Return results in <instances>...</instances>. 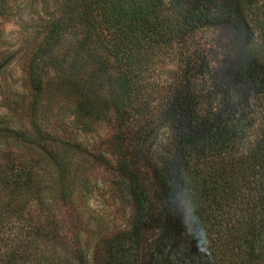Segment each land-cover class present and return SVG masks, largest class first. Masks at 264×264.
I'll return each instance as SVG.
<instances>
[{"label": "trees", "instance_id": "16d2710c", "mask_svg": "<svg viewBox=\"0 0 264 264\" xmlns=\"http://www.w3.org/2000/svg\"><path fill=\"white\" fill-rule=\"evenodd\" d=\"M11 1L0 0V16ZM57 6L27 63L29 129L0 127V142L27 154L0 164V264H57L59 246L87 264L72 228L75 207L48 218L30 162L54 167L63 197L69 153L109 171L133 206L127 227L105 236L100 264H134L121 256L146 240L144 264H264V0ZM203 27L227 36L218 64L193 49ZM45 67L75 122L105 119L94 148L38 121ZM198 226L207 233L204 250L193 236Z\"/></svg>", "mask_w": 264, "mask_h": 264}, {"label": "rangeland", "instance_id": "374dc122", "mask_svg": "<svg viewBox=\"0 0 264 264\" xmlns=\"http://www.w3.org/2000/svg\"><path fill=\"white\" fill-rule=\"evenodd\" d=\"M62 1L12 0L7 13L0 16V127H12L20 131L29 129L32 91L27 77L28 59L43 34L42 25L51 13H56L57 5ZM226 37L220 29L200 28L192 38L193 49H205L207 55L213 57L212 63L218 64L222 59ZM167 68L166 65L163 69ZM43 72L44 87L39 98L38 121L52 123L56 128L58 126V131L65 128L82 146H97L107 132L105 119L88 124L75 122L73 112L67 109V101L60 92L56 74L46 67ZM69 155L68 185L63 197L57 188L54 167L37 157L30 160L42 187V206L50 213L48 218L53 216L55 219L71 205L74 206L78 218H74L72 228L76 234L79 255H85L87 264H100V258H104L102 249L105 236L127 227L133 206L109 171L89 156ZM25 157L27 154L21 145L12 141L0 142V164L9 158ZM145 170L143 180L149 181L152 173L149 169ZM26 205L27 208L33 205L29 197L26 198ZM146 239H149V235ZM46 247L50 249L51 246L46 243ZM147 247L148 240L136 249L134 247L130 252H125L121 259L129 255V259L134 258V264H144ZM56 252L58 255L54 253V262L57 264H77L62 247H57Z\"/></svg>", "mask_w": 264, "mask_h": 264}, {"label": "clouds", "instance_id": "9594fccd", "mask_svg": "<svg viewBox=\"0 0 264 264\" xmlns=\"http://www.w3.org/2000/svg\"><path fill=\"white\" fill-rule=\"evenodd\" d=\"M171 210V208H170ZM181 223L185 224L184 219H181ZM192 232V231H191ZM193 236L197 242V247L200 248L201 250H204V248L208 244V237L205 229L203 227H197L195 232L193 233Z\"/></svg>", "mask_w": 264, "mask_h": 264}]
</instances>
